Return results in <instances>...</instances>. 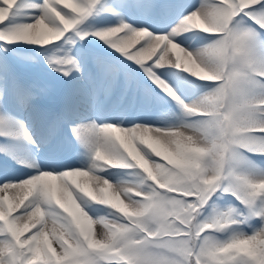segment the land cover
Masks as SVG:
<instances>
[{
    "label": "snow or ice",
    "instance_id": "obj_1",
    "mask_svg": "<svg viewBox=\"0 0 264 264\" xmlns=\"http://www.w3.org/2000/svg\"><path fill=\"white\" fill-rule=\"evenodd\" d=\"M94 10L112 9L100 0H0V41L43 46L63 38L71 45L76 37H98L142 67L186 115L198 119L168 128L95 121L72 127V134L91 150L87 168L57 172L39 169L32 161L34 174L0 184V264H262L264 168L252 162L239 166L237 156L240 150L264 156V0H199L163 33L123 19L102 29L77 28ZM21 16L30 19L19 21ZM192 29L217 38L195 52L186 50L175 37ZM70 53L69 48L46 60L68 76L73 69L80 71ZM161 66L219 83L185 104L154 71ZM34 88L15 84L10 92L7 69L0 65V135H23L35 143L20 116L8 111L11 95L19 109L38 116ZM176 140L200 151L172 155ZM114 164L141 170L134 173L139 180L114 184L97 174ZM10 192L15 203L8 202ZM217 193L244 208L209 205ZM94 203L111 211L93 217ZM252 219L258 223L250 224ZM47 221L58 229L47 230ZM93 223L103 226L99 237ZM244 224L251 234L231 230L225 239L215 235ZM253 245L255 255L250 254Z\"/></svg>",
    "mask_w": 264,
    "mask_h": 264
},
{
    "label": "rangeland",
    "instance_id": "obj_2",
    "mask_svg": "<svg viewBox=\"0 0 264 264\" xmlns=\"http://www.w3.org/2000/svg\"><path fill=\"white\" fill-rule=\"evenodd\" d=\"M36 2L38 3L39 0ZM100 4L107 5L112 10H94L77 28L89 31L102 29L114 26L119 23L120 19H123L133 27H144L154 33H163L167 32L180 17L197 7L199 0H100ZM28 19H30L28 16L19 17V21ZM216 38L215 34L192 29L176 36L175 42L186 50L195 52ZM69 48L71 49L70 54L76 57L80 65V71L73 69L68 76H64L49 66L46 57L63 55L64 50ZM100 48H104L107 54L101 53ZM90 53L93 54L92 59L88 57ZM181 55L184 54L181 53ZM0 65L7 71L15 66L17 70L11 71L12 74L20 71L19 78L18 75L10 77L7 72L10 92L14 90L15 84L35 86L33 90L37 92V95L33 103L39 112L36 116L28 109H19L10 95L8 111L20 116L35 143L19 140L24 138L23 135H0V149H7L6 151L0 150V159L20 164L12 170H5L0 166V184L34 174L37 167L29 166L32 161H35L39 169L57 172L69 168H87L92 163L90 148L81 143L79 139L76 146L71 143L62 145L57 141L58 134H53L51 140V137L48 138L45 135L49 127L47 122L51 118L50 113L53 112L52 97L56 91L61 93L62 100L70 110L79 113L78 116L70 118L71 130L77 124H87L90 121H95L98 125L113 124L119 127L143 124L168 128L178 126L184 121L198 119L196 116L186 115L181 104L151 79L142 67L126 59L117 50L92 35L84 39L76 37L71 45L65 43L63 38L43 46L22 41L13 43L0 41ZM135 68H140L145 73L147 82L153 83L158 89L155 91V108L151 111L148 109V100L153 88L150 89L144 83L142 90L138 92ZM120 71L122 75L118 74ZM154 71L185 104L199 100L219 83L218 81L200 80L174 66H161L155 68ZM86 98L89 101L85 100ZM86 118H91V120L83 121ZM249 162L264 168V157L240 150L237 164L244 166ZM139 171L141 170L108 166L103 171L97 170V174L116 184L121 181L139 180L140 177L134 175ZM76 179L81 184L85 180L83 177ZM89 186L93 187V185ZM14 196L15 193L13 195L11 192L8 193L9 203H15ZM215 196L209 205L220 209L229 206L241 210L244 208V205L231 196L219 193ZM208 207L206 205L202 217L207 215ZM90 209V215L93 217L106 215L111 211L108 207L98 203L90 204ZM249 223L255 225L258 221L252 219ZM58 227V224L47 221V230L50 232L56 231ZM92 229L97 237L103 234V226L99 223H93ZM231 230L251 234L252 228L248 224L231 225L229 230L215 235L219 239H225ZM53 246L55 247V244Z\"/></svg>",
    "mask_w": 264,
    "mask_h": 264
},
{
    "label": "clouds",
    "instance_id": "obj_3",
    "mask_svg": "<svg viewBox=\"0 0 264 264\" xmlns=\"http://www.w3.org/2000/svg\"><path fill=\"white\" fill-rule=\"evenodd\" d=\"M175 47H177L178 50L182 51V49H179L178 45L175 46ZM182 131L185 132L186 134H188L189 136L193 135V133L189 129L185 128ZM174 143H175V147H176V152L171 153L172 155H180V154H182L183 152H186V151H192V152H199L200 151V149H188L187 146L184 145L183 143H181L179 140L174 141ZM113 166L115 167V166H120V165L114 164ZM141 167H144L145 171H148L150 176L153 175L152 171L147 169L143 164H141ZM121 187H125V186L121 185ZM104 191H107V190L105 189ZM250 254H252V255L256 254V249H255L254 245L251 246V248H250ZM262 264H264V260H262Z\"/></svg>",
    "mask_w": 264,
    "mask_h": 264
},
{
    "label": "bare ground",
    "instance_id": "obj_4",
    "mask_svg": "<svg viewBox=\"0 0 264 264\" xmlns=\"http://www.w3.org/2000/svg\"><path fill=\"white\" fill-rule=\"evenodd\" d=\"M11 195H13V193H11Z\"/></svg>",
    "mask_w": 264,
    "mask_h": 264
}]
</instances>
